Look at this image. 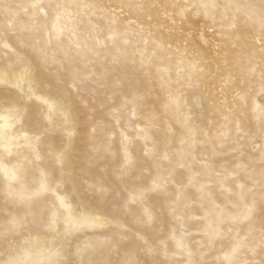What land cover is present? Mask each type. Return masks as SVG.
I'll return each mask as SVG.
<instances>
[{
    "label": "rangeland",
    "instance_id": "rangeland-1",
    "mask_svg": "<svg viewBox=\"0 0 264 264\" xmlns=\"http://www.w3.org/2000/svg\"><path fill=\"white\" fill-rule=\"evenodd\" d=\"M0 264H264V0H0Z\"/></svg>",
    "mask_w": 264,
    "mask_h": 264
}]
</instances>
